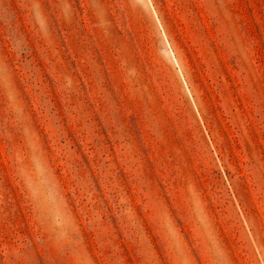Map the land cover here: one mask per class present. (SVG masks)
<instances>
[{
    "label": "rangeland",
    "instance_id": "rangeland-1",
    "mask_svg": "<svg viewBox=\"0 0 264 264\" xmlns=\"http://www.w3.org/2000/svg\"><path fill=\"white\" fill-rule=\"evenodd\" d=\"M0 264H264V0H0Z\"/></svg>",
    "mask_w": 264,
    "mask_h": 264
}]
</instances>
